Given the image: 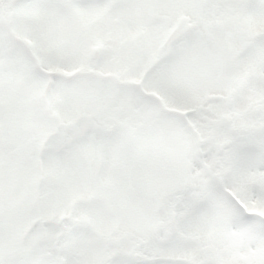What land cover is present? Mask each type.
<instances>
[{
    "label": "snow or ice",
    "instance_id": "snow-or-ice-1",
    "mask_svg": "<svg viewBox=\"0 0 264 264\" xmlns=\"http://www.w3.org/2000/svg\"><path fill=\"white\" fill-rule=\"evenodd\" d=\"M0 264H264V0H0Z\"/></svg>",
    "mask_w": 264,
    "mask_h": 264
}]
</instances>
